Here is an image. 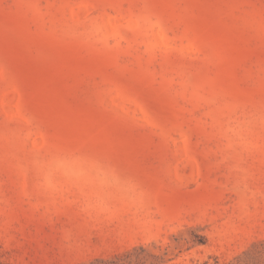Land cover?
<instances>
[{"label":"rangeland","instance_id":"rangeland-1","mask_svg":"<svg viewBox=\"0 0 264 264\" xmlns=\"http://www.w3.org/2000/svg\"><path fill=\"white\" fill-rule=\"evenodd\" d=\"M0 264H264V0H0Z\"/></svg>","mask_w":264,"mask_h":264}]
</instances>
